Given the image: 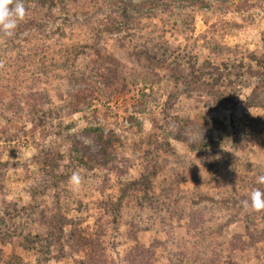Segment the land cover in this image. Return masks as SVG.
I'll return each instance as SVG.
<instances>
[{"label": "rangeland", "instance_id": "374dc122", "mask_svg": "<svg viewBox=\"0 0 264 264\" xmlns=\"http://www.w3.org/2000/svg\"><path fill=\"white\" fill-rule=\"evenodd\" d=\"M23 3L0 264H264V0Z\"/></svg>", "mask_w": 264, "mask_h": 264}, {"label": "clouds", "instance_id": "9594fccd", "mask_svg": "<svg viewBox=\"0 0 264 264\" xmlns=\"http://www.w3.org/2000/svg\"><path fill=\"white\" fill-rule=\"evenodd\" d=\"M25 15L23 0H0V33L5 36H12L17 27V23ZM71 180L79 183L80 177L73 173ZM257 183L264 185V174L257 177ZM244 209L260 210L264 209V191L254 188L248 197L242 201Z\"/></svg>", "mask_w": 264, "mask_h": 264}]
</instances>
